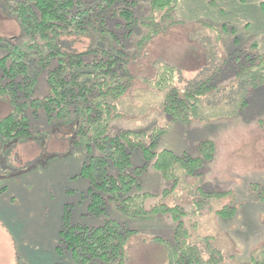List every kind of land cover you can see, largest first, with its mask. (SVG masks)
<instances>
[{
  "label": "rangeland",
  "instance_id": "374dc122",
  "mask_svg": "<svg viewBox=\"0 0 264 264\" xmlns=\"http://www.w3.org/2000/svg\"><path fill=\"white\" fill-rule=\"evenodd\" d=\"M21 1L0 0V37H16L19 44H25L18 24L4 10ZM150 1L140 0L135 10L138 19L149 15ZM262 1L180 0L165 21L172 26L146 44L137 68L132 67L134 88L115 102L117 116L108 122V136L139 131L144 145L167 129L157 136L152 148L155 153L167 149L195 158L199 143L211 141L215 145L213 159L198 170L200 176L188 177L177 170L174 188L172 180L161 178L151 167L152 160H144L140 150L132 151L131 167L146 163L139 192L153 197L145 201V208L155 203L180 207L187 214L182 221L190 228V243L207 260V239L221 254L219 264H264V84L247 94V104L238 114L205 105L207 100H214L212 94L200 104L202 113L198 116L202 119L171 123L161 106L165 91L156 90L151 81L168 66L177 72L174 86L180 91L214 74L212 84L229 87L235 76L232 62L225 60L234 51L249 52L254 43L255 52L264 54ZM161 15L154 13L156 22ZM150 30L138 26L127 39L119 36V41L92 34L86 38L63 37L60 42L67 51L108 47L130 54ZM45 78V73L38 76L34 97L47 93ZM243 88L238 85L234 91L240 93ZM222 93L225 91L215 93L217 102L224 98ZM245 94L244 89L243 97ZM233 97L237 105L240 96ZM9 111L7 102L0 98V119ZM70 120L67 117L48 123L41 114L30 120L28 139L0 140V264H82L71 252H56L65 216L70 225L97 227L109 220L124 223L137 232L125 248L127 264H168L169 250L148 238L172 241L175 222L169 215L128 218L112 201L105 202L104 214L87 215L89 183L79 176L87 154L82 145L71 143ZM98 154L92 151V155ZM224 208L229 212L218 215Z\"/></svg>",
  "mask_w": 264,
  "mask_h": 264
},
{
  "label": "trees",
  "instance_id": "16d2710c",
  "mask_svg": "<svg viewBox=\"0 0 264 264\" xmlns=\"http://www.w3.org/2000/svg\"><path fill=\"white\" fill-rule=\"evenodd\" d=\"M179 1L151 0L150 13L142 19L135 16L140 0H24L14 7L5 6L6 14L18 24L26 43L19 44L16 37L8 40L0 37V98L10 109L0 119V140L28 139L30 120L38 119L41 114L48 123L70 117L67 126L71 130V143L82 145L87 154V162L83 163L79 176L89 183L88 216L104 214L106 201H112L128 218L167 214L175 222L172 241L157 236L152 241L169 250L168 264H219L221 254L210 247L207 239H204L209 251L207 260L202 258L199 248L190 243V228L182 221L187 214L180 207L155 203L149 209L145 208V201L153 197L139 192L140 175L146 170V163L131 167L132 151L140 150L144 160H152L151 167L161 178L172 180L174 188L177 170L188 177L200 176L198 170L213 159L215 145L211 141L199 143V156L192 158L186 154L178 156L167 149L158 153L152 151L157 136L167 129L160 130L147 145L140 141L142 133L139 131L107 135L108 122L117 116L115 102L134 88L132 67L144 54L146 44L172 26L166 25L165 21ZM155 12H162L159 22L153 17ZM138 26L151 30L130 54L122 48L108 47L67 51L60 42L63 37L86 38L92 34L119 41V36L122 40L127 39ZM255 51L253 44L249 52L236 50L225 60L233 64L230 66L235 78L229 86L232 91L229 87L212 84L215 74L180 91L174 86L177 72L172 67H164L151 81L156 90L165 91L162 111L171 123L202 119L198 116L202 113L200 104L203 105L204 97L214 94V100H207L205 105L222 113L225 110L229 115L238 114L247 104V94L264 84V54ZM90 56L91 60L86 61L85 58ZM41 73L46 75L48 90L40 98L34 94ZM238 85L241 89L245 86L243 92L234 91ZM223 90L224 98L217 102L215 93ZM238 94L236 105L233 96L238 97ZM93 150L99 154L92 155ZM226 212H229L228 208L217 214L223 216ZM63 219L57 253L71 252L72 258L82 264L92 261L127 264L125 248L136 236V231L112 220L101 226L87 227L70 225L66 216Z\"/></svg>",
  "mask_w": 264,
  "mask_h": 264
},
{
  "label": "crops",
  "instance_id": "0c3cea01",
  "mask_svg": "<svg viewBox=\"0 0 264 264\" xmlns=\"http://www.w3.org/2000/svg\"><path fill=\"white\" fill-rule=\"evenodd\" d=\"M262 4H264V1H262L261 2ZM238 44V39L236 38V40H234V46H236ZM254 44V43H253ZM253 44H251V45H253ZM192 73V72H191ZM204 100V99H203ZM152 236H150V238H148L149 239V241L152 243V242H154V241H152Z\"/></svg>",
  "mask_w": 264,
  "mask_h": 264
}]
</instances>
